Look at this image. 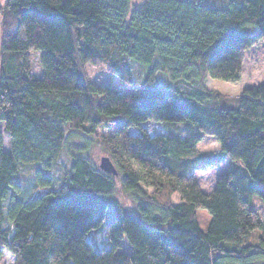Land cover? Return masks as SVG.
Segmentation results:
<instances>
[{
    "label": "trees",
    "instance_id": "1",
    "mask_svg": "<svg viewBox=\"0 0 264 264\" xmlns=\"http://www.w3.org/2000/svg\"><path fill=\"white\" fill-rule=\"evenodd\" d=\"M262 39L264 0H4L2 264H264V82L238 96L205 86L206 77L238 81L243 51ZM30 50L41 51L40 77ZM127 59L147 66L138 88L85 76V65L130 76ZM157 72L169 89L156 86ZM147 120L181 123L185 134H149ZM71 136L98 137L116 174L68 147ZM204 136L218 149L197 151ZM225 159L230 167L203 192L193 173ZM117 185L132 209L113 202ZM109 204L110 247L96 250L85 234ZM123 239L130 250L118 252Z\"/></svg>",
    "mask_w": 264,
    "mask_h": 264
},
{
    "label": "rangeland",
    "instance_id": "2",
    "mask_svg": "<svg viewBox=\"0 0 264 264\" xmlns=\"http://www.w3.org/2000/svg\"><path fill=\"white\" fill-rule=\"evenodd\" d=\"M201 3L206 5L222 8L226 6L227 0H199ZM140 0H132V4L137 5ZM1 48V47H0ZM40 50H30L28 52V59L30 62L31 72L33 75L41 76V67L39 63ZM128 67L131 75L127 74L125 77H119L117 74L112 73L105 69H98L90 65L84 66V73L88 80L93 83H109L117 87L118 89H124L125 86L128 88H138L140 84L144 81V75L146 71L145 65L139 64L135 60L127 59ZM128 78H130L128 80ZM154 80L156 86L162 89H169L171 87V82L164 72H157L154 74ZM264 82V39H262L257 44L248 47L243 51V61L240 73V78L235 82H227L219 79H213L206 77L205 86L208 89L219 92L226 96H238L241 94L242 90L251 85H257ZM149 134H167L174 131H178L181 135L185 132L182 129V124H174L172 122H156L147 120L140 124ZM67 128V127H65ZM99 132V131H97ZM129 132L136 133L134 128H130ZM68 147L81 146L80 153L88 157L89 160L96 166L100 162V158L105 156V151L103 150L101 143L96 136L79 137L71 136L68 139ZM218 149V144L215 139L211 136H204L202 140L196 145V150L199 152L215 151ZM67 151L64 149L59 155L55 167L52 168V173L54 178L60 172L62 167L67 166ZM231 165L229 159L223 160L220 164L212 167L205 171H195L193 173L194 178L197 180L200 189L203 192H209L216 180V177L226 171ZM149 191V189H145ZM113 202L119 204L124 210L132 209L134 204L130 198L122 192L120 187L117 185L116 189L112 194ZM172 201L175 203L177 198L172 196ZM254 208L257 212H262L261 201L255 196L253 199ZM115 208L112 205H108L105 215L99 225L91 228L85 234V238L90 241L96 250L107 249L110 247V242L108 238V222L113 216ZM198 216L201 227H205L206 221H208L209 215L206 210L199 209ZM130 247L125 239L122 240V244L116 251H127ZM4 257L0 259V264L3 263Z\"/></svg>",
    "mask_w": 264,
    "mask_h": 264
},
{
    "label": "water",
    "instance_id": "3",
    "mask_svg": "<svg viewBox=\"0 0 264 264\" xmlns=\"http://www.w3.org/2000/svg\"><path fill=\"white\" fill-rule=\"evenodd\" d=\"M98 167L104 172L111 173L113 175L116 174V170H115L111 160L106 155L102 156L100 158V162L98 164Z\"/></svg>",
    "mask_w": 264,
    "mask_h": 264
},
{
    "label": "crops",
    "instance_id": "4",
    "mask_svg": "<svg viewBox=\"0 0 264 264\" xmlns=\"http://www.w3.org/2000/svg\"><path fill=\"white\" fill-rule=\"evenodd\" d=\"M4 2V0H0V5Z\"/></svg>",
    "mask_w": 264,
    "mask_h": 264
}]
</instances>
